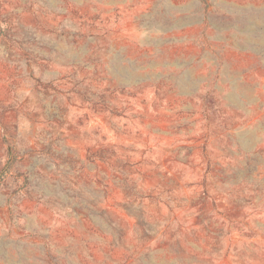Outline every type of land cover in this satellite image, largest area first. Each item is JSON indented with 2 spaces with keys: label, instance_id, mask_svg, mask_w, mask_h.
Instances as JSON below:
<instances>
[{
  "label": "rangeland",
  "instance_id": "obj_1",
  "mask_svg": "<svg viewBox=\"0 0 264 264\" xmlns=\"http://www.w3.org/2000/svg\"><path fill=\"white\" fill-rule=\"evenodd\" d=\"M0 264H264V0H0Z\"/></svg>",
  "mask_w": 264,
  "mask_h": 264
}]
</instances>
